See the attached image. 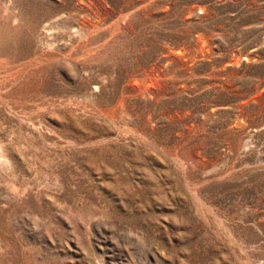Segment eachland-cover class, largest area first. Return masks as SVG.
I'll return each mask as SVG.
<instances>
[{
    "label": "rangeland",
    "instance_id": "374dc122",
    "mask_svg": "<svg viewBox=\"0 0 264 264\" xmlns=\"http://www.w3.org/2000/svg\"><path fill=\"white\" fill-rule=\"evenodd\" d=\"M0 161V264H264V0H0Z\"/></svg>",
    "mask_w": 264,
    "mask_h": 264
},
{
    "label": "bare ground",
    "instance_id": "6f19581e",
    "mask_svg": "<svg viewBox=\"0 0 264 264\" xmlns=\"http://www.w3.org/2000/svg\"><path fill=\"white\" fill-rule=\"evenodd\" d=\"M1 159H2V158H1ZM1 161H2V160H1ZM1 161H0V162H1ZM6 162H7V161H6ZM0 164H1V163H0Z\"/></svg>",
    "mask_w": 264,
    "mask_h": 264
}]
</instances>
